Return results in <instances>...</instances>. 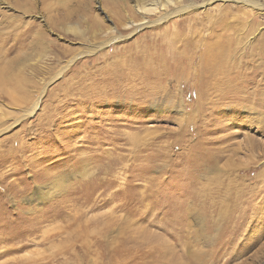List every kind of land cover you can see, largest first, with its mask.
Returning a JSON list of instances; mask_svg holds the SVG:
<instances>
[{
  "label": "rangeland",
  "instance_id": "1",
  "mask_svg": "<svg viewBox=\"0 0 264 264\" xmlns=\"http://www.w3.org/2000/svg\"><path fill=\"white\" fill-rule=\"evenodd\" d=\"M122 3L0 0V264H264V95L203 96L190 48L176 80L153 62L103 81L106 62L178 50L176 31L226 29L260 81L244 90L264 87V58L245 56L264 0H179L128 28Z\"/></svg>",
  "mask_w": 264,
  "mask_h": 264
},
{
  "label": "bare ground",
  "instance_id": "2",
  "mask_svg": "<svg viewBox=\"0 0 264 264\" xmlns=\"http://www.w3.org/2000/svg\"><path fill=\"white\" fill-rule=\"evenodd\" d=\"M120 1L124 2L125 0H120ZM131 1L133 2L131 6H127V5L122 3V4H119L117 9H112L113 14L115 16H117L116 17L117 24H118L117 27L121 25L124 28H128L131 25L135 26L137 24H138L137 27H140L142 25L148 24L149 22L147 20L145 21L146 15H152L156 12H161V11L163 12V10H166L168 7H170L171 5H174L179 0H131ZM243 1H245V0H243ZM246 1L248 2L249 0H246ZM257 6H261V5L258 4ZM186 8H188V7H186ZM181 9L182 8H180L178 10H181ZM183 10H184V7H183ZM124 12L125 13L131 12V14L134 13L135 15L140 16V20H137V21L133 20L132 16H131L132 19L128 18V17H126V14ZM124 14H125L126 18L124 17ZM166 16L167 15L165 13L164 15H162V17L161 16L158 17V19L164 18ZM138 21H140V23H136ZM225 31H226V29L223 31L221 30V32L211 31V32H207L205 34L192 32L191 30L188 32L176 31V32L172 33L173 37H171V41H169V42L173 43V41L174 42L180 41L181 43L178 45V47L172 46L178 50H175L173 52L171 51L170 54L166 52L165 55H163L162 51H160V53H157V51H154L156 48H154L153 49L154 53H157V55H154V57L143 56L138 61L137 60H134V61L130 60L127 63H125V62L124 63L123 62L118 63V64L116 63L115 65L113 63H112V65H110L109 62L108 63L106 62L103 67L109 68V66H110L109 69L111 70L110 71L111 73L109 74V76L112 75V78H114V79L104 77L103 81H105L107 83L112 82V84H113L115 82V80H117V81L119 80L121 82L124 80H128L127 73L124 72L126 69H128V70L133 69L135 71L143 72L144 74L149 75V74L153 73L152 70H154V68L151 65V63H153V62L158 64V66H159V67L156 66V71H154L155 74L158 75L161 72H165V75H166L165 77L168 78V80H171V79H172V81L176 80L175 75L167 73L168 70L166 68L170 67L173 69L177 66L179 67V63L177 64V61H175L176 55L179 54L180 56L181 55L183 56V53H185L186 51L189 52L188 48H190L192 53H193V51L197 52V55L199 54V56H197V58L196 57L191 58L192 54H190V52H189V54H190V55H188L189 59L186 58L187 60H189V63L185 67L186 70H189V71H187L188 78L195 80V82H196V80H197V82H201V85H203V87L206 84L212 85L211 86L212 91H210L209 89L207 90V89L201 88L202 89L201 94L203 96H208V98H209V94H213V93L218 94L220 96L229 95L230 93H232V95L236 94V93L237 94L244 93V95L252 96V97L253 96H259V97L263 96L264 95V87H261V88L256 87L250 92H247L246 90H244L243 83L257 82L259 80L255 79L256 74L250 73L251 76L248 75L249 73L245 74L244 72L243 73L246 76H243V75L241 76L239 74L238 67H241L242 63L240 62L238 64L234 60V58H235L234 56L236 54L235 53L236 48H237L236 44L239 45L242 42V36H239V34H234V33L230 34L231 32L225 33ZM15 47H17V46H15ZM168 48H170V47H168ZM247 49L248 50H246V53H245L246 57H248V56L254 57L256 55V56H259V58L261 57V59L264 58V37L262 39H258L254 45H252V44L248 45ZM195 59H197V60H195ZM250 60H251V58H250ZM183 61L185 62V60H183ZM193 63H195L196 65L193 66L194 65ZM243 65H245V64H243ZM247 65H248V63H246V66ZM259 65L264 66V62L260 61V64H258L257 66H259ZM101 67H102V65H101ZM157 75L153 77V82L157 85L155 87V89L159 88V90H160V88H162L161 81L164 79H162V78L159 79ZM162 75L164 76L163 73H162ZM176 75L179 78L180 75L178 73H176ZM257 77H259V76H257ZM166 78H165V80H166ZM0 81L2 82L1 77H0ZM140 84H142V87H144V88H146V87L150 88V91L147 92L148 94L155 95L157 93V90H155L153 88V86L152 87L148 86V83H140ZM74 92H76V91H74ZM106 92H107V90H106ZM141 95L138 94V97H141ZM143 95L147 96L146 94H143ZM96 96H98V95H96ZM101 96H103V95L99 94V98ZM77 97L80 98L79 96H77ZM222 98H224V97H222ZM35 106L36 105H34V107H32L29 112H31L35 108ZM165 254H166V252H165ZM105 255H107V252H104V256ZM147 255L148 256L143 255L144 258H142V260L140 261L141 264L142 263L143 264H153L155 261L158 264V262L160 260L162 261V259L165 258L164 254L162 256H160V254H157L155 256H150L149 254H147ZM166 264H168V263H166Z\"/></svg>",
  "mask_w": 264,
  "mask_h": 264
}]
</instances>
